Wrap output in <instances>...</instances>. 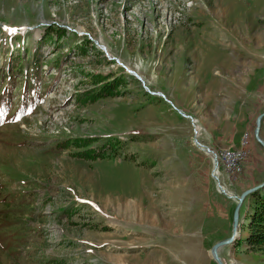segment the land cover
Returning a JSON list of instances; mask_svg holds the SVG:
<instances>
[{"label": "rangeland", "instance_id": "rangeland-1", "mask_svg": "<svg viewBox=\"0 0 264 264\" xmlns=\"http://www.w3.org/2000/svg\"><path fill=\"white\" fill-rule=\"evenodd\" d=\"M0 105V264H216L264 181V0H0ZM246 206L226 264H264Z\"/></svg>", "mask_w": 264, "mask_h": 264}, {"label": "trees", "instance_id": "trees-1", "mask_svg": "<svg viewBox=\"0 0 264 264\" xmlns=\"http://www.w3.org/2000/svg\"><path fill=\"white\" fill-rule=\"evenodd\" d=\"M108 85L110 84L107 83L102 88H106L107 92L111 94L113 86L107 88ZM106 90L103 91L106 92ZM246 203L247 215L244 218V222L247 221V224L244 227L247 236L245 245L253 253L264 254V188L248 195L242 205ZM246 208H244L243 212L246 211Z\"/></svg>", "mask_w": 264, "mask_h": 264}, {"label": "water", "instance_id": "water-1", "mask_svg": "<svg viewBox=\"0 0 264 264\" xmlns=\"http://www.w3.org/2000/svg\"><path fill=\"white\" fill-rule=\"evenodd\" d=\"M263 118H264V112L257 116V118L255 120V128L253 131V135H254L256 142L264 149V141L260 137V128H261V122H262ZM194 142H197V141L194 140ZM198 145L200 146L202 151H204L206 154H209L213 157L212 158L213 159V168L217 169V161H216L214 152L204 145H200V144H198ZM213 176H216V175L213 174ZM263 188H264V181L261 184L256 185L255 187H252L248 190H245L244 192H242L240 194L239 197H236V206H235V208L233 210V214H232V226H231L230 236L228 238H226L225 240L216 242L215 244H213V246L209 250V255H210L211 259L216 264H226L219 257V254H218L219 250L223 247L234 244L235 241H237L240 237V236L237 237L236 234H237V231L239 234L241 232V225H240L241 220L239 219V211H240V208L242 206L244 199L248 195L254 193L257 190L263 189ZM218 191L225 194L228 197L232 196V195H228V193H226L225 189L222 188L220 185H218Z\"/></svg>", "mask_w": 264, "mask_h": 264}, {"label": "built area", "instance_id": "built-area-1", "mask_svg": "<svg viewBox=\"0 0 264 264\" xmlns=\"http://www.w3.org/2000/svg\"><path fill=\"white\" fill-rule=\"evenodd\" d=\"M247 143V140H244L240 153L226 152L224 157H217L215 154L217 170L218 165L221 164L230 182H235L236 178L243 172V163L246 161L249 155ZM217 176H219V173Z\"/></svg>", "mask_w": 264, "mask_h": 264}, {"label": "bare ground", "instance_id": "bare-ground-1", "mask_svg": "<svg viewBox=\"0 0 264 264\" xmlns=\"http://www.w3.org/2000/svg\"><path fill=\"white\" fill-rule=\"evenodd\" d=\"M6 30H12V29H10V28H8V27H5L4 25H2ZM129 71V70H128ZM196 128H195V130H197V131H199L198 129H197V126H195ZM243 143H244V141H243ZM241 149H242V144H241V147H239L238 149H232V148H228V150L227 149H223V151L220 153V155H219V157H224V154L226 153V152H232V153H240V151H241ZM216 168L213 170V174L214 175H216ZM218 174V173H217ZM227 193V192H226ZM229 193V192H228ZM231 194V193H230ZM229 195V194H228ZM128 213H129V211H127ZM239 233H238V231H237V234H236V236L238 237L239 235H238Z\"/></svg>", "mask_w": 264, "mask_h": 264}]
</instances>
